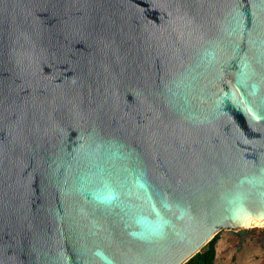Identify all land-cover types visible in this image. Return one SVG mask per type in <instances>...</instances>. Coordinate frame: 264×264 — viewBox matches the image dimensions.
Segmentation results:
<instances>
[{
    "label": "water",
    "instance_id": "water-1",
    "mask_svg": "<svg viewBox=\"0 0 264 264\" xmlns=\"http://www.w3.org/2000/svg\"><path fill=\"white\" fill-rule=\"evenodd\" d=\"M256 219L264 0H0V264H184Z\"/></svg>",
    "mask_w": 264,
    "mask_h": 264
},
{
    "label": "rangeland",
    "instance_id": "rangeland-1",
    "mask_svg": "<svg viewBox=\"0 0 264 264\" xmlns=\"http://www.w3.org/2000/svg\"><path fill=\"white\" fill-rule=\"evenodd\" d=\"M212 264H264V223L242 229H223L214 240Z\"/></svg>",
    "mask_w": 264,
    "mask_h": 264
},
{
    "label": "trees",
    "instance_id": "trees-1",
    "mask_svg": "<svg viewBox=\"0 0 264 264\" xmlns=\"http://www.w3.org/2000/svg\"><path fill=\"white\" fill-rule=\"evenodd\" d=\"M214 240L215 237L184 264H212L216 255Z\"/></svg>",
    "mask_w": 264,
    "mask_h": 264
},
{
    "label": "flooded vegetation",
    "instance_id": "flooded-vegetation-1",
    "mask_svg": "<svg viewBox=\"0 0 264 264\" xmlns=\"http://www.w3.org/2000/svg\"><path fill=\"white\" fill-rule=\"evenodd\" d=\"M224 83L222 82V83H219V85L220 86H223V85H226V84H229V83H233L232 81H233V76H232V74H226L225 76H224Z\"/></svg>",
    "mask_w": 264,
    "mask_h": 264
},
{
    "label": "bare ground",
    "instance_id": "bare-ground-1",
    "mask_svg": "<svg viewBox=\"0 0 264 264\" xmlns=\"http://www.w3.org/2000/svg\"><path fill=\"white\" fill-rule=\"evenodd\" d=\"M263 221H264V220H258V219H256V220L250 222V223L248 224V226H255V225H257V224L262 223Z\"/></svg>",
    "mask_w": 264,
    "mask_h": 264
}]
</instances>
